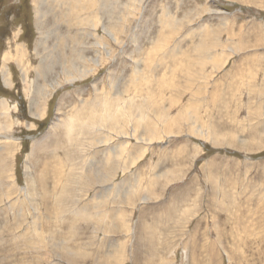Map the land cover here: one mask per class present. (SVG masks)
Returning a JSON list of instances; mask_svg holds the SVG:
<instances>
[{
	"label": "rangeland",
	"instance_id": "rangeland-1",
	"mask_svg": "<svg viewBox=\"0 0 264 264\" xmlns=\"http://www.w3.org/2000/svg\"><path fill=\"white\" fill-rule=\"evenodd\" d=\"M0 100V264H264V0H0Z\"/></svg>",
	"mask_w": 264,
	"mask_h": 264
},
{
	"label": "bare ground",
	"instance_id": "bare-ground-1",
	"mask_svg": "<svg viewBox=\"0 0 264 264\" xmlns=\"http://www.w3.org/2000/svg\"><path fill=\"white\" fill-rule=\"evenodd\" d=\"M121 30V29H120ZM118 31V30H117ZM215 32V31H214ZM207 56V55H206ZM205 56V57H206ZM207 59V58H206ZM205 61V60H204ZM207 62V61H206ZM200 64V63H199ZM205 69V68H204ZM138 70V69H137ZM198 78V77H197ZM224 86V85H223ZM217 88V87H216ZM1 101V100H0ZM4 104V103H3ZM39 105H40V103H39ZM136 116V115H135ZM182 116V115H181ZM157 117V116H156ZM159 118V117H158ZM96 119V118H95ZM113 119V118H112ZM157 120V119H156ZM107 121V120H106ZM164 123V122H163ZM169 123V122H168ZM98 127V126H97ZM162 127V126H161ZM194 127V126H193ZM109 128V127H108ZM154 128V127H153ZM164 128H166V127H164ZM114 129V128H113ZM167 129V128H166ZM168 130V129H167ZM199 130V129H198ZM120 133V132H119ZM151 142V141H150ZM7 149V148H6ZM56 151V150H55ZM118 155V154H117ZM14 160V159H13ZM118 164V163H117ZM44 167V166H43ZM71 168V167H70ZM40 170H42V169H40ZM52 170V169H51ZM59 170V169H58ZM65 170V169H64ZM54 171V170H53ZM49 172V171H48ZM177 172V171H176ZM40 173V172H39ZM42 173V172H41ZM45 175V174H44ZM50 175V174H49ZM47 176V175H46ZM76 176V175H75ZM52 178V177H51ZM72 179V178H71ZM74 179V178H73ZM37 180V179H36ZM44 180V179H43ZM65 180V179H64ZM83 180V179H82ZM170 180V179H169ZM71 181V180H70ZM44 182V181H43ZM67 182V181H66ZM73 182V181H72ZM71 182V183H72ZM35 184V183H34ZM41 184V183H40ZM44 184V183H43ZM76 184H78V183H76ZM31 186V185H30ZM32 188V187H31ZM155 190V189H154ZM261 198V197H260ZM82 212V211H81ZM75 214H77V213H75ZM79 215V214H78ZM133 250V249H132Z\"/></svg>",
	"mask_w": 264,
	"mask_h": 264
}]
</instances>
